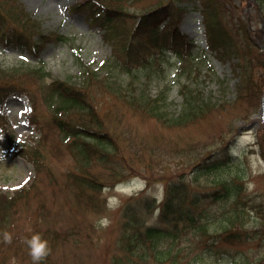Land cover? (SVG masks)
<instances>
[{
	"label": "rangeland",
	"instance_id": "rangeland-1",
	"mask_svg": "<svg viewBox=\"0 0 264 264\" xmlns=\"http://www.w3.org/2000/svg\"><path fill=\"white\" fill-rule=\"evenodd\" d=\"M76 1L78 0H20L27 10L42 21L46 30L65 33L70 37V41L47 44L39 57L14 46L7 48L0 45V67L27 68L39 63L44 64L50 72L42 84H48L53 78L73 80L79 72L75 52L77 48L83 59L99 69L102 75L111 73L117 76L126 88L131 89V96H140L144 90L154 96L161 89H165V108L176 112L182 110L184 102L180 86L187 84L191 89L209 97L215 106L210 113L189 125L164 126L151 116L135 114L130 106L113 95L98 96L97 105L101 114L107 116V128L123 137L120 152L114 158H120L119 169L125 175L122 179L126 181L106 191V204L104 202L100 210L76 205L72 201V191L69 193L64 185L67 180L65 171L74 168L76 162L64 144L57 146V139H52V131L50 137L45 140L44 152L56 178L46 179L39 187L42 190L40 199L44 202L41 207L44 218L41 217V221L33 226L31 217H23L28 211L34 214L40 203L35 192H32L30 202H18V211L22 210V215L13 212L10 217L13 239L12 244L8 248L5 247L6 256L0 257L2 262H11L18 254L23 262L33 264L25 239L39 234L42 239L48 241L51 251L57 253L54 256L57 263L75 264L79 261L84 264H111L112 256L119 252L118 247L112 243L120 234L124 210L122 204L125 200L146 185L149 193L140 199L146 201L147 196L165 198V188L169 181L175 180L180 173L188 174L186 180H190L196 161L204 153L223 148L228 142L236 143L232 144L233 158L240 159L242 154V160L253 170L250 191L259 194L257 201L264 202V50L257 48L258 45L264 44L260 30L264 19H261L263 13L257 12L254 3L249 0H220L218 17L232 42L229 44V50L225 47L216 52L209 46L203 30L202 17L198 10L200 2L174 0L182 6L180 28L194 40V55L187 61L174 63L175 60L166 59L161 65H153L143 71L145 78L141 83L132 84L127 83L130 76L123 73L114 59H111L110 46L101 38L99 29L89 24L82 10L71 6ZM169 1L171 0H128L127 5L131 13L139 14L156 9L163 3L168 4ZM232 56H238L240 60ZM238 60L239 63L236 62ZM241 64H245L249 71L247 78L256 81L257 97L252 98L253 100L247 96V93L252 91L250 83L246 86L247 79L242 85L243 96L236 98L238 88H235V82L241 77L236 74L237 70L241 71ZM31 85L34 88L41 86L40 83ZM37 95L38 103L42 102L41 109L48 115V106L40 99L43 95L41 92ZM29 107L26 96L13 95L6 100L3 108L7 129L3 131L0 123V190L5 193L13 194L23 185L29 187L35 179L33 164L27 157L13 152L22 142L33 144L38 139V129L27 121ZM155 138H158L161 145L143 155L146 159L151 158V161L141 159L139 156L142 145L148 142L147 139L151 144H155L152 141ZM181 150L192 152L181 156ZM124 153L125 162L121 156ZM184 156L187 163L181 164V157ZM93 170L106 174L103 165L95 166ZM209 186L202 183L198 188L207 189ZM192 187H195L194 183ZM133 202L137 203L138 200ZM158 215L159 209L148 213L147 221L156 222ZM105 220L106 227L101 223ZM51 224L59 231V239L53 241ZM247 225L248 228L245 229L253 230L251 222ZM256 228L258 232L264 233V222L256 225ZM207 242L197 243V239L189 240L180 244L182 252L181 249L174 248L173 253L183 256L181 264L200 253L206 264H230L231 258L227 260V257H222L225 250H208ZM222 246L233 254L243 251L253 260L263 254L264 235L260 240L256 238L236 244L223 243ZM66 257L69 259L65 262L62 259Z\"/></svg>",
	"mask_w": 264,
	"mask_h": 264
},
{
	"label": "trees",
	"instance_id": "trees-1",
	"mask_svg": "<svg viewBox=\"0 0 264 264\" xmlns=\"http://www.w3.org/2000/svg\"><path fill=\"white\" fill-rule=\"evenodd\" d=\"M256 1L264 9V0ZM219 3L220 0H206L203 7L205 14L213 18L206 26L208 39L212 48L229 49L232 41L221 26ZM127 4L128 0H81L77 5L83 7L91 21L100 27L103 38L113 48L114 60L122 65L127 74L136 78V75L143 74L147 65L169 57L168 52L175 54L180 62L193 57L195 45L179 29L181 9L173 12L170 6H162L138 15L131 13ZM52 40H68V37L58 33L45 34L41 22L19 0H0L1 44L15 45L39 55L45 44ZM79 64L80 72L74 80L56 78L48 84H42L49 74L44 67L0 68V105L10 94H27L32 102L30 120L42 132L39 143L31 146L24 143L16 152L35 164L37 184H33L32 189L22 187L13 197L0 192V257L6 256L5 247L12 244L3 242V234L13 231L10 217L12 211H16L19 200L36 189L37 199L41 202L42 190L38 184L56 178L44 152L45 140L52 131V139H57V146L64 144L76 162L74 168L65 171L67 180L64 183L67 191H72V201L76 205L100 210L105 202L104 187L125 176L119 169L120 158H114L120 152L123 137L107 128V116L97 108L98 96L113 95L130 106L135 114L156 118L164 126L189 125L210 113L215 106L209 97L184 84L181 89L185 98L184 107L179 113H170L164 108V98H149L145 93L131 96L133 92L129 87L108 76H101L98 70L82 59ZM135 65L136 72L133 70ZM245 66L241 64V71L238 72L241 77L236 98L243 96L242 85L246 79V86L249 83L252 86L247 96L256 98V81L247 78L249 71ZM37 83L41 84L40 88L31 85ZM39 92L43 95L41 101L48 106V115L41 109L42 102L38 103ZM147 141L142 145L139 157L150 162L151 158L146 159L143 155L161 144L158 138L152 140L155 144H151L149 139ZM232 144L228 142L223 148L204 153L193 165L190 180H186L188 174L180 173L175 180L168 182L156 224L147 221V213L155 210L156 197L147 196L143 201L140 198L145 192L132 197L124 205L120 234L114 243L119 252L112 256V264H181L183 256L173 253V249L180 250V244L194 239L197 243L208 241V250H225L222 257L231 258L230 264H264V250L263 254L251 260L243 251L233 254L222 246L223 243L260 240L264 235L255 226L259 220L264 221V202L257 201L259 194L250 191L253 172L242 160V154L240 159H232ZM183 150L181 156L192 152ZM121 156L125 162V153ZM180 163H187L185 156L181 157ZM100 165H103L106 174L93 170ZM202 183L210 186L207 189L198 188ZM134 200L138 202L134 203ZM42 206L44 203L41 202ZM38 218H35L36 224ZM248 222L255 226V231L245 229ZM51 228V238L59 239L57 228ZM185 261V264H206L201 253Z\"/></svg>",
	"mask_w": 264,
	"mask_h": 264
},
{
	"label": "clouds",
	"instance_id": "clouds-1",
	"mask_svg": "<svg viewBox=\"0 0 264 264\" xmlns=\"http://www.w3.org/2000/svg\"><path fill=\"white\" fill-rule=\"evenodd\" d=\"M111 207V205H109ZM103 226H107V221L101 222ZM12 236L8 232L3 234V242L6 244L12 243ZM25 243L28 247V254L31 257L33 264H41L51 253L48 241L41 238L39 234H34L31 238H26ZM11 264H15V259L11 261Z\"/></svg>",
	"mask_w": 264,
	"mask_h": 264
},
{
	"label": "snow or ice",
	"instance_id": "snow-or-ice-1",
	"mask_svg": "<svg viewBox=\"0 0 264 264\" xmlns=\"http://www.w3.org/2000/svg\"><path fill=\"white\" fill-rule=\"evenodd\" d=\"M26 111H27V109H26Z\"/></svg>",
	"mask_w": 264,
	"mask_h": 264
}]
</instances>
